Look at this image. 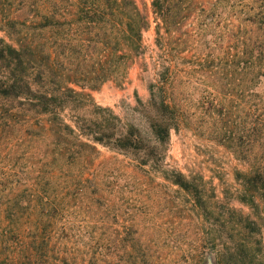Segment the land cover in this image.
<instances>
[{"label":"trees","instance_id":"16d2710c","mask_svg":"<svg viewBox=\"0 0 264 264\" xmlns=\"http://www.w3.org/2000/svg\"><path fill=\"white\" fill-rule=\"evenodd\" d=\"M0 31V264H117L99 210L124 175L201 198L166 163L194 111L247 167L234 179L248 212L232 210L243 239L219 264H264V0H153L151 15L135 0H0ZM140 62L147 101L124 115L95 102Z\"/></svg>","mask_w":264,"mask_h":264},{"label":"rangeland","instance_id":"374dc122","mask_svg":"<svg viewBox=\"0 0 264 264\" xmlns=\"http://www.w3.org/2000/svg\"><path fill=\"white\" fill-rule=\"evenodd\" d=\"M135 1L151 15L153 0ZM145 45L149 60L156 48L153 29L145 34ZM151 79L152 71L140 62L126 82L109 81L92 96L98 105L124 115L137 96L148 100ZM195 113V125L172 133L166 163L192 179L201 198L161 175L119 177L99 210L100 237L113 242L117 264H219L222 252L243 239L240 217L232 210L248 212L235 198L234 179L236 170L247 167L199 132L201 115ZM102 151L105 157L112 155Z\"/></svg>","mask_w":264,"mask_h":264}]
</instances>
